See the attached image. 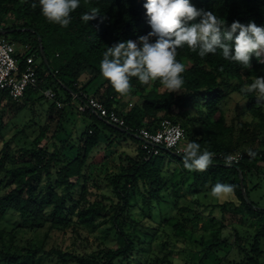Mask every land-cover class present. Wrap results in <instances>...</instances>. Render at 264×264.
I'll return each instance as SVG.
<instances>
[{
  "label": "trees",
  "instance_id": "trees-1",
  "mask_svg": "<svg viewBox=\"0 0 264 264\" xmlns=\"http://www.w3.org/2000/svg\"><path fill=\"white\" fill-rule=\"evenodd\" d=\"M145 2L81 0L80 7L71 14V23L61 27L46 20L38 0H0V23L5 16L12 20L10 27L3 31L11 37V42L29 45L30 52L40 61L37 68L40 88L50 89L60 101L71 103L63 110L68 111L71 122L80 116L84 126L74 142L71 132L61 126L71 119H62L54 134L45 140L51 121L49 117L48 124L39 126L32 139L26 137L23 146L11 147L17 135L3 142L0 150V221L10 214L18 219L16 227L20 230L37 232L45 227L47 230L40 246L33 250L13 249L8 245L13 240L12 232L0 231V264L33 262L43 252L51 233L64 235L69 232L81 238L84 233L99 230L98 246L89 253H62L58 249L52 253L62 263L70 260L73 264H176L170 253L162 251L166 244L157 250L150 246L159 229L168 226L172 220H175L170 227L173 235L180 231L200 236V241L194 239L193 242L204 247V255L196 264H202L211 254L223 249H228L229 255L232 253V259L229 255L223 256L218 264H264V207L250 200V191L258 189L259 185L249 187L248 182L249 176H259L264 168V150L245 152L242 160L232 165H225L218 157H213L211 165L201 172L186 169L183 154L169 153L163 148L157 156L145 157L142 142L134 137L136 129L155 131L163 120L169 119L183 128V142L195 140L202 149L216 156L232 154L226 141L230 139L233 127L227 124L222 103L230 94L237 93L245 99V110L251 118L264 125V100L258 99L254 92L242 91L255 76L264 77V62L253 56L250 67L244 68L224 60L219 53L200 58L184 47L178 49L177 55L185 66L180 92H168L159 81L144 85L137 78H131L129 93H117L102 77L99 64L107 47L119 41L138 40L151 31L143 7ZM191 2L198 9L214 12L229 25L233 21L264 25V0ZM93 11L98 15L88 24L80 19L82 13ZM39 39L47 66L40 59ZM19 66L23 69L24 63ZM82 76H87V81L83 82ZM95 80L100 84L93 88ZM77 91L93 94L106 108L118 112L125 122L122 128L125 132L113 128L91 111L78 114L75 105L80 99L74 97ZM38 94L26 90L23 99L29 100ZM40 98L44 99L42 95ZM125 98L130 102L120 109L118 104ZM5 102L11 100L7 94H1L0 108ZM54 109V105L48 108ZM180 118L183 123L179 122ZM34 124L33 119L29 120L21 132ZM4 129L0 115V139ZM113 139L131 142L136 150L133 154L120 153L118 173L104 175L116 199L114 203L110 197L100 195L110 202L105 205L103 200L89 201L85 194L87 182L93 178L92 166L101 142L106 140L109 148L115 144ZM74 179L79 185L73 182ZM218 182L234 186L233 198L225 203L199 202L197 197L206 198L211 186ZM241 185L249 203L242 197ZM184 187L193 199L190 205L179 206L178 192ZM153 209H157L158 219L151 218ZM215 211L218 216H214ZM137 213L149 224L137 221L134 218ZM227 216L233 220L231 231L221 236L225 228L223 220ZM202 231L210 232V241L204 240Z\"/></svg>",
  "mask_w": 264,
  "mask_h": 264
},
{
  "label": "clouds",
  "instance_id": "clouds-1",
  "mask_svg": "<svg viewBox=\"0 0 264 264\" xmlns=\"http://www.w3.org/2000/svg\"><path fill=\"white\" fill-rule=\"evenodd\" d=\"M80 3L81 0H38L46 20L61 27L71 23V14ZM143 7L151 31L138 40L119 41L107 47L99 64L102 77L121 95L129 93L131 78L144 85L159 81L168 92H180L185 66L177 55L178 49L184 47L200 58L219 53L224 60L244 68L250 67L253 56L259 60L264 55V25L252 21L226 24L214 12L196 8L191 0H146ZM97 15L94 11L85 12L80 19L88 24ZM242 91L254 92L264 100V77L255 76ZM213 157L214 153L193 140L186 144L182 159L186 169L202 172L211 165ZM233 191V185L220 182L210 189L217 199Z\"/></svg>",
  "mask_w": 264,
  "mask_h": 264
},
{
  "label": "rangeland",
  "instance_id": "rangeland-1",
  "mask_svg": "<svg viewBox=\"0 0 264 264\" xmlns=\"http://www.w3.org/2000/svg\"><path fill=\"white\" fill-rule=\"evenodd\" d=\"M12 41L11 37H8ZM15 43V42H13ZM16 51L19 49L16 47ZM261 61H264V55L261 57ZM37 60V64H39ZM12 102V101H11ZM11 102H5L0 108V115L3 117V123L5 129L3 130L2 138L0 139V150L3 146L4 141L10 140L14 135H17L15 141L11 142V147H21L25 138L32 139L36 132L38 131L39 126L48 124L47 119L50 117L51 121L49 122V129L46 133L45 140L49 139L57 127V125L62 121V119L69 120L70 122L63 126L65 130L71 132V138L74 142H77L78 135L84 130V126L81 124V117L75 118V122L72 121V117L68 114L66 110H48L49 107L53 105L52 102L46 101L40 98V95H34L30 97L29 100L22 99L20 102L12 104ZM25 107H22L24 106ZM246 101L237 93L230 94L225 101L222 103V110L227 121V124L233 127V133L226 141L229 145L230 151L232 154L228 155H242L248 151L259 152L264 150V125L258 120H254L245 110ZM22 107V109L20 108ZM21 109V110H19ZM31 109V111H30ZM19 110V111H18ZM264 111V106H263ZM77 116V115H76ZM33 119L34 126L30 129L21 130L25 125L28 124V121ZM180 123H183V118L179 119ZM21 132V133H20ZM44 140V141H45ZM114 143L111 147L107 148L108 142L103 140L99 146V152L94 160L92 166V175L93 178L96 176V179H90L87 182L86 194L85 197L89 201L94 200H103L105 205H109L110 202L105 198H102L100 195H105L110 197L114 203L116 199L112 195V189L109 186V182L105 178L106 173H118L119 171V161L118 155L122 152L127 154H133L135 149L134 144L131 142L123 143L120 139H113ZM184 142L180 143V148L184 147ZM79 147L80 144H79ZM135 149V150H134ZM97 153V152H96ZM107 171V172H105ZM79 183L75 179L73 182ZM249 187L253 184H258V189L251 190L249 197L253 202H257L260 206L264 207V168L259 172V176H249L248 177ZM79 185V184H78ZM79 188H77V192ZM178 197H180L179 206H188L190 205L191 199L193 197L187 192L186 187L178 192ZM233 198L232 194H228L223 198L217 199L211 195L209 192L206 198H203L201 195L197 197L199 202L203 204H214V203H225L230 201ZM137 200V197L135 198ZM140 203V199L137 200ZM178 206V207H179ZM174 215V213H173ZM176 215V214H175ZM152 219H158L159 214L157 209H153L150 213ZM214 216H218L217 211H215ZM134 218L137 221L144 224H149V222H144V218L140 214L134 215ZM175 220H172L168 226H165L159 229L157 232V238H155L151 243L152 249H159L163 244H166V247L163 248V252H168L173 258V262L176 264H196L202 256L204 255V247L199 244V242L194 243L195 241H200V236L197 233L186 232H177V234L171 233V225L174 224ZM232 218L227 216L224 218L223 223L225 228L221 232V236L229 234L232 227ZM18 219L10 214L6 215L0 221V231L6 233L12 232L13 240L8 243L7 236H4V240L8 245L13 249H36L42 243L44 234L47 228H43L40 231L33 232L27 230H20L16 227ZM159 223V222H158ZM208 224V221H206ZM206 226V224H205ZM207 227V226H206ZM217 227V226H216ZM17 228V229H16ZM162 230L164 232H162ZM204 232L202 235L205 241H210V232ZM167 233V235H165ZM169 233V234H168ZM100 230L95 233H84L81 238H76L69 232L64 235H56L54 233L50 234V237L46 240L43 246V252L38 254L35 257V260L28 262L29 264H73L70 260L66 263H62L58 257L52 253L55 250H61L62 253H72V254H86L95 249L99 243ZM229 250L223 249L222 251L211 254L208 259L202 261V264H218L223 256H228ZM229 259H232V253L228 256Z\"/></svg>",
  "mask_w": 264,
  "mask_h": 264
},
{
  "label": "built area",
  "instance_id": "built-area-1",
  "mask_svg": "<svg viewBox=\"0 0 264 264\" xmlns=\"http://www.w3.org/2000/svg\"><path fill=\"white\" fill-rule=\"evenodd\" d=\"M1 30V29H0ZM16 47L19 51H16ZM37 56L30 52L27 44H17L0 36V95L7 94L11 101L20 102L24 98L26 90L37 92L44 100L52 102L55 108L61 110L71 103L60 101L57 94L50 90H42L37 76ZM24 68H20V63ZM75 98L80 102L75 105L78 114L91 111L102 118L105 122L119 128L125 127L121 115L114 109H108L103 102L91 93L77 91ZM136 137L143 140L141 150L145 157L157 156L161 148L169 149L177 154H184L180 143L184 140V130L179 123H173L169 119L163 120L155 131L138 128L134 131ZM225 165L237 164L242 160V155L217 156Z\"/></svg>",
  "mask_w": 264,
  "mask_h": 264
},
{
  "label": "crops",
  "instance_id": "crops-1",
  "mask_svg": "<svg viewBox=\"0 0 264 264\" xmlns=\"http://www.w3.org/2000/svg\"><path fill=\"white\" fill-rule=\"evenodd\" d=\"M11 23H12V20H11V18L9 17V16H5L4 18H3V22H1L0 23V31H3V29L4 28H7V27H10V25H11ZM11 32V31H10ZM9 32V33H10ZM4 36V35H3ZM8 41H10L9 39H8V37H7V35H5L4 36ZM11 42V41H10ZM16 43V42H15ZM17 44H19V43H17ZM87 79H88V77L87 76H82V78H81V80L83 81V82H85V81H87ZM100 81L99 80H95L92 84H93V88H96V87H98L99 86V83ZM128 101H129V98H125V99H123L122 101H120L119 102V104H118V107L121 109L123 106H126V104L128 103ZM130 102V101H129ZM185 145H184V147L183 148H181L182 150H184V148H185V146H186V142L184 143Z\"/></svg>",
  "mask_w": 264,
  "mask_h": 264
},
{
  "label": "water",
  "instance_id": "water-1",
  "mask_svg": "<svg viewBox=\"0 0 264 264\" xmlns=\"http://www.w3.org/2000/svg\"><path fill=\"white\" fill-rule=\"evenodd\" d=\"M18 30H20V29H17V31ZM12 32V31H11ZM10 32V33H11ZM5 36V35H7V32L6 31H0V36ZM39 45H40V59L44 62V64L47 66L48 65V63H47V60H46V58H45V55H44V52H43V49H42V46H41V40L39 39ZM110 126H112L113 128H116V129H118V130H120V131H122V132H125V130H123L122 128H119V127H117V126H115V125H112V124H110ZM135 138H138L141 142H143V140L142 139H140L139 137H136V136H134ZM164 150H166L167 152H169V153H175V152H173V151H171V150H169V149H164ZM177 154V153H176ZM240 182L242 183V177H241V175H240ZM241 193H242V197H243V199H244V201L246 202V203H249V200H248V197H247V194H246V192H245V190H244V188H243V185H241Z\"/></svg>",
  "mask_w": 264,
  "mask_h": 264
}]
</instances>
